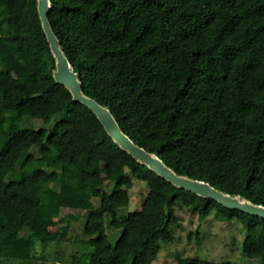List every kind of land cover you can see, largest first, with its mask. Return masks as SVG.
<instances>
[{
	"label": "trees",
	"instance_id": "16d2710c",
	"mask_svg": "<svg viewBox=\"0 0 264 264\" xmlns=\"http://www.w3.org/2000/svg\"><path fill=\"white\" fill-rule=\"evenodd\" d=\"M48 1V22L82 93L135 145L176 175L264 207V0ZM0 65L15 81L11 90L0 85V184L11 175L0 189V258L33 260L61 242L50 230L56 215L38 207L56 192L50 184H67L98 198L120 235L111 244L99 232L63 264H151L170 240L176 208L234 222L242 250L264 264V218L165 180L55 82L37 0H0ZM33 146L52 152L55 169L24 155ZM134 180L147 193L119 222ZM175 264L233 263L178 257Z\"/></svg>",
	"mask_w": 264,
	"mask_h": 264
},
{
	"label": "rangeland",
	"instance_id": "374dc122",
	"mask_svg": "<svg viewBox=\"0 0 264 264\" xmlns=\"http://www.w3.org/2000/svg\"><path fill=\"white\" fill-rule=\"evenodd\" d=\"M13 83L15 81H9L8 74L0 65V85L11 90L14 89ZM33 125L37 129L43 127L39 114L34 113ZM24 155L41 160L39 166L45 170L55 169V157L45 146L30 147L25 150ZM10 176L8 174L1 182L0 189L9 181ZM119 178L120 174L111 180L106 188L107 192L112 190ZM29 183L35 186L34 179ZM49 187L56 192L43 198L38 210L56 215L55 224L50 230L60 236L61 242L49 243L45 249L38 251L37 258L33 260L22 262L0 258V264H63L61 258L68 259L71 253L80 250L82 244H91L99 232L106 234L111 244L119 237L120 230L113 228L111 217L100 212L98 198L74 193L67 184H50ZM146 193L145 184L134 180L129 190V205L118 210L117 221L120 222L129 212L139 210ZM175 214L178 222L171 228L170 240L162 246L151 264H175L178 257L229 261L233 264H260L259 259L248 257L242 250L243 236L234 222L220 220L214 213L200 220L197 214L185 208H176Z\"/></svg>",
	"mask_w": 264,
	"mask_h": 264
},
{
	"label": "water",
	"instance_id": "95a60500",
	"mask_svg": "<svg viewBox=\"0 0 264 264\" xmlns=\"http://www.w3.org/2000/svg\"><path fill=\"white\" fill-rule=\"evenodd\" d=\"M49 9L50 3L48 0H37L39 19L49 43L50 51L55 58V70L53 71L55 82L68 88L74 101L81 102L87 106L96 115L105 131L122 149L127 151L138 162L145 164L152 171L179 188L190 191L198 196L212 199L228 209L238 210L251 216L264 218L263 206L254 205L246 200L240 199L239 197L225 194L203 181L176 175L170 168L164 165L157 156L135 145L128 136L119 129L108 109L102 107L94 99L87 97L82 93L77 75L71 69V66L68 63L67 58L64 56L59 46V42L48 22Z\"/></svg>",
	"mask_w": 264,
	"mask_h": 264
}]
</instances>
